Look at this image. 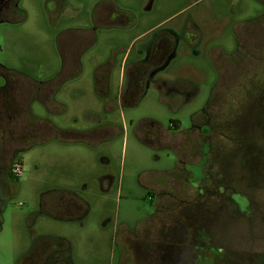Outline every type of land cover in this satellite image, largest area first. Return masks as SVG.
Masks as SVG:
<instances>
[{
  "label": "rangeland",
  "instance_id": "obj_1",
  "mask_svg": "<svg viewBox=\"0 0 264 264\" xmlns=\"http://www.w3.org/2000/svg\"><path fill=\"white\" fill-rule=\"evenodd\" d=\"M98 1L68 0L74 9L56 21L51 1L19 0L24 20L0 23V88L13 74L23 76L0 93V186L7 190L0 193V264H41L42 244L59 245L57 236L69 240L72 264H121L127 251L132 264H264V0H117L137 27L124 36L99 28L87 53L109 60V105L102 113L92 91L83 108L109 118L108 138L84 163H69L57 146L67 137L50 138L29 108L64 129L77 127L83 113H70L66 101L58 117L45 113L30 80L53 79L61 66L57 39L76 45L81 30H93ZM165 32L175 39L171 60L122 109V63L145 61V43ZM93 64L85 63V84ZM5 98L13 110L2 107ZM194 123L201 138L194 135L193 154L181 162L143 133L171 129L188 141ZM16 166L17 179L8 180ZM177 167L172 187L153 185ZM105 174L111 182L102 189ZM54 189L88 197L86 220L52 219V205L40 201Z\"/></svg>",
  "mask_w": 264,
  "mask_h": 264
},
{
  "label": "flooded vegetation",
  "instance_id": "obj_2",
  "mask_svg": "<svg viewBox=\"0 0 264 264\" xmlns=\"http://www.w3.org/2000/svg\"><path fill=\"white\" fill-rule=\"evenodd\" d=\"M51 1L52 6V14L53 18H56V21L59 20L64 10L69 11L68 9H74V6L68 2V0H48ZM19 2V0H18ZM13 4L14 0H0V23L3 22H9L8 20L11 18L13 10ZM93 12L91 15V21H92V29L93 30H81L78 35V41L76 45H72V43H63L59 38L57 39V51L59 54V58L61 61V66L59 70L54 73V77L51 81L45 82L40 81L39 83H30L32 85L33 90L31 91L32 97L41 104H44L46 100H49L51 97H53L54 101V113L58 117L59 113L62 111V107L64 105L62 104V101H66L67 106H71V102L69 100L70 95L72 94V90L69 88V84L74 78L78 77L80 75V71L82 70V57L84 54L87 53L88 48H90L95 40L97 39L96 36V30H99V28L103 31L108 32L109 29H119L121 28L125 23H133L132 18H130L131 14L130 12H126V14L122 11L123 9H120V7L114 2V0H104L102 2H98L93 6ZM87 12H90L91 10H87ZM255 21V20H254ZM245 25L243 27H247L248 25L252 24V21L244 23ZM107 29V30H106ZM245 29V28H244ZM243 29V30H244ZM94 31V32H93ZM160 35V36H159ZM198 40L193 39L189 40L187 43L189 46L196 43ZM238 43V40H237ZM145 50L147 51V58L145 61L136 62L131 67H127L126 63H122L121 67H123V74L120 79L121 86H127L126 94L123 96H120L119 104L121 108L129 107L133 104H135V101L139 98L140 92L143 90L145 85H147L149 78L152 76L153 73H155L157 70L165 68L167 66L168 62L171 60L174 48H175V39L173 38L172 32H165L164 35L161 33L156 34L152 39H150L147 43L144 45ZM132 52V50H130ZM238 52V49H237ZM236 52V53H237ZM236 55V54H235ZM232 58V57H231ZM106 64L99 65L97 68V71L95 73V88L94 92L98 95H102L103 97H107L108 91H109V60L105 62ZM2 69V65H0ZM121 70V68H120ZM120 73V72H119ZM221 72L218 71V75ZM15 76V77H14ZM12 77L9 80L10 77L7 78V83L4 87L0 88V93L5 94L7 92L8 87L12 88V84L14 82H19V80L23 79L20 74H13ZM19 79V80H18ZM25 79V78H24ZM15 86V85H14ZM13 89V88H12ZM66 92V94H64ZM62 95V96H61ZM59 96L61 98L59 99ZM4 98V96H3ZM64 99V100H63ZM107 99V98H106ZM132 99L133 103L130 105L128 102ZM5 102L2 105V107H6L9 111L13 110L14 105L10 99H4ZM109 105V103H108ZM108 105H103L102 107V113H106V107ZM71 109V107H70ZM66 110V108H65ZM7 111V110H5ZM15 111V109H14ZM13 111V112H14ZM102 115V114H101ZM84 119L88 120V118L91 117V112H84ZM103 116V115H102ZM95 120L94 118H90ZM92 120V121H93ZM2 121H0L1 124ZM44 125V124H42ZM59 126V125H58ZM106 135L108 136V128H109V121L106 122ZM40 128V127H39ZM44 130H48L46 126H42ZM199 128V125L194 123L193 127H191V130L193 131L190 136V140L186 141V138L184 135L176 133H171V129L169 130H160L157 129H147L143 131L144 135H146V140L149 145L151 146H162L172 149L178 156L179 160H183L185 155L193 154L191 149L192 139L194 135L196 136L198 142L200 141L201 134L199 132H195L196 129ZM54 135L56 137H59V135L64 134L68 140L71 138L69 134L70 131L68 129H64L61 126L59 128L55 129ZM174 130H178L177 128ZM39 135V134H38ZM32 137V136H31ZM187 137V136H186ZM153 139V140H152ZM6 147V146H5ZM3 149V148H1ZM2 151V150H1ZM12 151V149H10ZM7 148V151L4 152H10ZM182 157V158H181ZM179 172V167H177L175 170L169 172L164 171L161 175L165 176L166 179H164V183H156L154 182V186H166V187H172L173 185V178L172 175L174 173L177 174ZM11 173V172H10ZM106 177V178H105ZM106 182L108 183L110 181L109 175L105 174ZM177 177V175H176ZM8 180L9 179H17L12 173L7 175ZM179 179H177L176 182H178ZM7 192L6 189L2 188L0 186V193L4 194V192ZM154 200L156 198L155 194ZM1 202V200H0ZM125 236L123 237L124 243ZM57 242H62L60 239H55ZM59 245L53 246L49 243L42 244L41 247V253L42 257L39 259H42L41 264H72V262H69L67 259L64 258L70 250L68 249V246L65 244V247L62 248ZM127 245V244H126ZM49 249V250H48ZM68 250V251H67ZM40 253V254H41ZM59 254L60 258L57 257ZM129 256L128 251L126 254L123 255V261H121V264H132L131 262H128L126 260ZM123 262V263H122Z\"/></svg>",
  "mask_w": 264,
  "mask_h": 264
},
{
  "label": "crops",
  "instance_id": "obj_3",
  "mask_svg": "<svg viewBox=\"0 0 264 264\" xmlns=\"http://www.w3.org/2000/svg\"><path fill=\"white\" fill-rule=\"evenodd\" d=\"M104 0H99L98 2H102ZM97 2V3H98ZM114 2H117V0H114ZM96 3V2H95ZM136 23H125L121 28L117 29L119 30V34L120 36H124V35H128V33L130 32H135V28H136ZM107 30V29H106ZM110 30V29H109ZM97 32H101L100 29L96 30L95 33ZM106 32V31H105ZM97 36V35H96ZM142 37V35L140 36ZM139 36L131 38L130 39V50H132L135 47L136 41L137 39L140 38ZM94 60V64H93V72H92V77L89 79V83L85 84L82 80V76L85 77V63L89 60ZM106 61H108V58L102 59L100 55H96L95 57H90L88 56V53L84 54V56L82 57V70L80 71V75L76 78H74V80H72L69 84V88L72 90V94L69 97V100L71 102V109H70V113L75 112V114H79V113H83L84 115V109L86 107L87 104H89V99L90 98V94L93 91L94 92V88H95V73L97 71V68L99 65H105ZM123 66V65H122ZM88 71V70H86ZM84 72V73H83ZM123 72V67H121L120 73H119V79H121L122 77V73ZM23 75V74H22ZM26 76V75H24ZM83 77V78H84ZM28 80L29 77H28ZM80 80V81H79ZM32 83H39L40 81H34V80H30ZM51 81V80H50ZM91 89L88 88V96L85 94L87 86ZM78 91V92H77ZM77 92V94H76ZM95 94V95H94ZM94 96L97 100H99V103L97 104H101L100 106L103 107V105H108L109 103V99H108V95L107 97H103L102 95H98L94 92ZM107 98V99H106ZM38 101V100H37ZM41 103V102H40ZM87 103V104H86ZM42 106L45 108L44 112L45 113H50V114H54V101H53V97H51L49 100H46L44 104H42ZM30 114L32 117H36V122L39 124L42 123L44 124V126H46L48 128V133L50 134L49 136H51L50 138L56 139V136L54 135L55 133V129L59 128L60 126L57 125V123H55V120L50 121L49 119H44L42 118H37V116L33 115L31 113V110L29 108ZM105 121H103V117L100 113H91V117L90 118H94L97 122V125L93 126L91 125L92 121L90 118V125L89 122L87 120H83L82 117L78 116V119L81 120L84 125L79 126V121L78 119L74 120V124L77 127L74 128H68V130L70 131L71 134H69L71 136V138H69L68 140H63L60 141L59 143L61 145L57 146L59 147V149H64L65 151L71 153L69 155V153L66 155L67 156V161H69V163L73 162L75 160V163H84L85 160V155H87V153L89 154H93L94 150H99V148L104 144V142H106L108 136L106 135V122H108L109 118L107 116H105ZM40 137V136H39ZM49 138V137H47ZM49 138V139H50ZM26 151L30 150V146L27 147V149H25ZM73 155H76V158H74ZM102 161L100 164L106 165V160L104 157L100 158ZM73 160V161H72ZM78 160H80L81 162H79ZM77 161V162H76ZM105 175H101L99 177V183L100 185H102V189H103V185L106 182V177ZM47 193H42L41 194V204L42 205H46V204H51L52 205V219L58 220L60 222H73L76 219H80V220H86V218L89 215V206H88V197H84L81 195L76 194L74 191L70 190V189H54L51 192H49V195L51 196V198L46 199L47 197ZM54 239H60L63 241V244H66L67 242H69V240H66L63 237L57 236L54 237ZM67 245V244H66ZM69 250H71L68 247ZM65 259H67L69 262H72L71 258V251L68 252V254H66V256H64Z\"/></svg>",
  "mask_w": 264,
  "mask_h": 264
},
{
  "label": "trees",
  "instance_id": "obj_4",
  "mask_svg": "<svg viewBox=\"0 0 264 264\" xmlns=\"http://www.w3.org/2000/svg\"><path fill=\"white\" fill-rule=\"evenodd\" d=\"M11 13H12V16L8 20L9 22L12 21V22L17 23V22L24 20L25 12L18 7V0H14L13 10L11 11Z\"/></svg>",
  "mask_w": 264,
  "mask_h": 264
},
{
  "label": "built area",
  "instance_id": "obj_5",
  "mask_svg": "<svg viewBox=\"0 0 264 264\" xmlns=\"http://www.w3.org/2000/svg\"><path fill=\"white\" fill-rule=\"evenodd\" d=\"M19 171H21V167L20 166H16V168H13L12 174H14L15 172H19Z\"/></svg>",
  "mask_w": 264,
  "mask_h": 264
}]
</instances>
